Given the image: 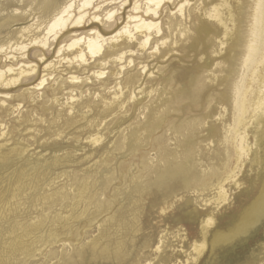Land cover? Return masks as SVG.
I'll return each mask as SVG.
<instances>
[{
	"label": "rangeland",
	"instance_id": "rangeland-1",
	"mask_svg": "<svg viewBox=\"0 0 264 264\" xmlns=\"http://www.w3.org/2000/svg\"><path fill=\"white\" fill-rule=\"evenodd\" d=\"M33 1L0 2L1 39H19L21 28L32 25L34 29L37 19L41 23L46 18L41 4L48 0ZM30 2L33 5L29 6ZM132 3L130 0L118 11V23L124 22ZM253 8V0H246L239 29L244 38L232 52L223 49L218 53L219 37L214 26L205 35L192 22L189 38L169 54L156 60L143 59L157 71L150 79L139 78L156 90L154 99L142 104L143 108L148 105V110L130 104L127 113L108 116L106 125L98 128L88 127L89 118H82L77 112L80 108L68 116L65 101L69 99L60 86L64 81L53 87L59 91V104L49 98L52 89L48 87L32 94L34 81L0 89V101L8 94V104L21 105L20 114L0 102V144L4 145H0V264H264V215H258L257 207L248 211L247 218L253 221L250 226H246L244 215V228L232 230L233 218L261 192L256 190L261 174L247 165L239 176V186L224 182L229 200L219 206L215 202L217 191L203 185L208 179L215 181L211 174H221L225 163L217 134L221 126L214 120L226 89L241 74L236 76L229 70H238L243 59ZM91 28L94 26L85 24L80 31ZM53 48L49 49L47 63L54 61ZM62 65L57 73L65 80L69 70L65 63ZM90 65L86 72L77 73L81 78L91 77L83 91L90 88L92 93L107 98L103 86L114 81L100 85L91 75L93 62ZM83 101L100 116L103 106L99 101L94 104L90 97ZM202 121L207 122L204 127L200 126ZM178 127L180 132L176 134L173 130ZM97 131L103 141L95 147L86 140ZM257 143L264 160L260 136ZM157 178L167 182L159 186ZM204 214L214 218L207 237L221 247L213 246L212 251L208 244L199 257H194L191 245L201 239ZM226 234H232L228 243ZM156 246L160 247L157 253Z\"/></svg>",
	"mask_w": 264,
	"mask_h": 264
},
{
	"label": "bare ground",
	"instance_id": "bare-ground-1",
	"mask_svg": "<svg viewBox=\"0 0 264 264\" xmlns=\"http://www.w3.org/2000/svg\"><path fill=\"white\" fill-rule=\"evenodd\" d=\"M12 1L22 2V0ZM107 1L110 2L102 7L101 4ZM113 1L115 3L116 0H102L94 5L93 0H63L61 3L48 0L41 4L44 5L43 11H45L46 18L41 23L37 19L34 29L32 25L21 28V35L19 34L21 37L16 38V40L13 37H7L4 40L0 38V59H4L3 63L2 60L0 61V89L9 90L17 85H26V83L34 81L36 83L31 89L32 94L37 91H44L48 87V89H52V95H48L49 98L53 97V102L59 104L57 99L59 91L53 87L57 85L58 81H64L60 82V86L64 87L63 91H66L64 96L69 99V102L65 101L68 116H71V113L74 114L76 108H80L77 112L81 113L82 118L84 120L89 118L88 127L97 126L98 128L103 123L106 125L105 119L108 116L115 118L117 114L127 113L128 107H132L134 103L142 105L146 99L149 98V101L154 99L156 90L149 82H141L139 78L148 76L147 78L150 79L156 68L148 65L151 62L144 63L143 59L147 57L156 60L164 53L169 54L178 43L189 38L192 22L196 24L197 31L203 32L205 35L211 32L212 26L216 28H214L215 36L219 37L217 40L220 52L218 53H221L223 49H227L228 52L234 51L235 48L241 46L239 40L244 38L239 29H241V18L246 0H133L132 6L126 13V19L121 23H118L121 20L118 11L122 10L130 0H121L116 5L112 4ZM33 2L28 5H33ZM191 2L193 3L191 4ZM253 2L252 24L250 25L251 29L247 32V39H245L243 59L238 70L233 68L229 70L233 75L241 74L238 76L237 82L231 84V88L226 89V93L220 101V112L214 120V123H220L221 126L217 130V134L225 154V163L221 174H211L210 178H214L215 181L210 182L208 179L203 183L205 186H212L211 188L217 191L215 202L219 206L229 200L224 190V182L239 186V176L247 165L251 171L255 168L258 175L261 174L256 189L257 192H261L256 194L251 203H247L250 205L245 206L244 211L240 210L236 218H233L232 230L235 232L244 228V215L246 216V226H250L249 223L252 220H248L247 214L254 207H257L255 210H258V215H264V160H262L260 145L257 143L259 136L264 141V0H253ZM187 21L189 26H187ZM85 24L87 26L93 25L94 28L80 31V28L85 27ZM136 46L138 50L134 49ZM52 47L56 50V56L54 61L47 63L46 59L50 56L49 49ZM13 53H17L19 58L15 57ZM89 60L93 62L91 75L100 82V85L104 84V81L105 83L110 82V80V83L114 81V84H104L103 86L104 90L107 89V91H103L107 98L103 95H96L95 92L92 93L90 88H87L85 92L83 91V88L87 87L86 82L91 80V77L85 75L81 78L77 73L87 71L92 63H89ZM63 63L69 70L67 72L69 77L65 80L61 79L60 74L57 73ZM219 65L220 63L216 66L219 67ZM40 66L43 67L40 73L42 75L39 76L38 69ZM205 66L207 69L208 64ZM72 69L74 72H70ZM109 75H115V77L121 75V78L110 79L108 78ZM119 79L120 81L117 82ZM158 91L161 92V89ZM60 93H62V89ZM3 97L5 100L0 101L1 106L4 107V104L7 103V107L12 112L15 110L21 114V109H19L21 105L12 106L11 101L8 104L6 101L8 94L3 95ZM88 97L94 104H98V101L102 104L100 116L95 115L87 106V102L83 101ZM228 102L230 103L228 104ZM147 106L143 108L142 105V108L148 110ZM138 110L140 109L138 108ZM131 111L133 112V110ZM226 115H229V118ZM96 116L98 119L95 118ZM94 119L97 120L93 121ZM206 123L202 121L200 126L204 127ZM178 129L179 127L174 129V133L178 134L180 132ZM102 138L100 131H97V133L87 137L86 141L96 147L102 143ZM2 147H4L3 144ZM128 150L130 149L128 148ZM4 156H6L5 153ZM163 181L167 182L165 178H157L156 184L163 185ZM79 192L84 193L85 191ZM213 220V216L204 214L200 222L201 239L191 245L194 257H199L208 244L212 251L213 246L221 247L219 242H214L212 237H207L208 229L213 225ZM227 231L229 232V230ZM233 231L231 233H234ZM231 235L226 234V243L230 242ZM159 251L160 247L156 246V253ZM147 264L152 263L147 262Z\"/></svg>",
	"mask_w": 264,
	"mask_h": 264
}]
</instances>
